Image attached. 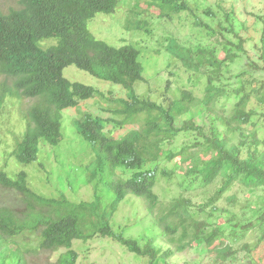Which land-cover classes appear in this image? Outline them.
Listing matches in <instances>:
<instances>
[{"label": "trees", "instance_id": "1", "mask_svg": "<svg viewBox=\"0 0 264 264\" xmlns=\"http://www.w3.org/2000/svg\"><path fill=\"white\" fill-rule=\"evenodd\" d=\"M15 1L17 7L0 10V74L10 80L0 86V108L7 97L26 103L25 129L12 152L18 163L37 160L41 145L59 144L63 109L103 95L91 85L67 79L63 75L65 67L74 65L98 79L118 84L126 96L110 98L113 114L121 119L104 120L85 113L77 123L80 136L95 151L96 174L104 172L105 185L114 195L109 205H104L98 195L80 201L63 193L57 198L44 197L29 187L26 171L19 170L11 177L0 169V186L15 190L22 198L14 207L0 202V264H31L32 253L61 249L64 251L56 259L43 264H77L79 254L74 243L99 238L120 244L145 264H168L167 258L174 252L197 245L204 246L212 264L228 261L233 250L222 223L212 224L197 216L208 207L217 209L216 203L234 185L264 190V28L259 47L252 46L259 48L258 57L251 59L244 48L248 39L235 34L232 27L222 30L234 34H213L220 38V54L216 47L193 49L169 40L167 51L189 75L185 82L182 80L178 98L164 96V104H158L139 97L134 88L137 81L144 80L140 50L130 43L111 45L88 28L96 13L114 12L120 0ZM151 8L156 9L157 17L170 21L182 12H192L183 0H149ZM219 9L233 26L230 21L234 10L224 5ZM147 23L143 16L136 17L126 21L125 28L148 31ZM229 35L236 41L228 39ZM241 58L244 66L235 76L243 78L224 79L226 62ZM170 74L175 72L170 70ZM201 80L203 92L197 96L194 88ZM169 87L167 79L165 90ZM230 99L233 103L227 109ZM107 120L119 129L126 124L130 129L116 136L107 130ZM179 135L185 139L178 149L165 147ZM161 159L173 162V168L159 169ZM176 168L188 185L198 182L202 188L216 181L219 185L204 202L179 195L164 204L154 191L157 174L170 178ZM118 170L131 174L125 176ZM181 187L192 190L182 183ZM129 195L144 201L146 213L170 248L162 251L153 238L140 243L125 236L124 230L132 223L114 227L113 217ZM228 199L236 204L233 197ZM234 217L235 213L230 221L234 222ZM260 219L264 221V211Z\"/></svg>", "mask_w": 264, "mask_h": 264}, {"label": "rangeland", "instance_id": "2", "mask_svg": "<svg viewBox=\"0 0 264 264\" xmlns=\"http://www.w3.org/2000/svg\"><path fill=\"white\" fill-rule=\"evenodd\" d=\"M183 1L190 6L192 12H182L171 21L157 17L155 8L149 10V0H120L114 12L96 13L88 22V28L96 38L115 46L130 43L140 50L139 61L143 68L144 80L137 81L134 88L139 97L158 104H164V96L171 99L178 98L182 80L185 79V82L189 75L172 53L167 51L169 40H175L182 46L193 49L199 46L216 47L220 54L222 51L220 42H218L220 38L213 34H234L222 30V27H232L235 34L248 39V42L244 43V48L250 55H246L247 58L258 57L257 49L259 48L252 46L259 47V36L264 28V0ZM134 4H136L135 8ZM17 5L15 0H0L2 11H7ZM220 5L234 10L230 21H233V26L225 20L223 12L219 9ZM142 16L148 22V31L125 28L126 21ZM205 26L209 28L206 29ZM228 37L233 42L236 41L233 35ZM243 66L242 58L232 63L226 62L223 68V78L237 81L241 76L236 77L235 74L242 70ZM170 70L174 71L175 75H171ZM63 75L70 81L91 85L103 95H94L89 99L80 100L73 107L63 109L61 111V141L57 146L41 145L38 159L28 164L18 163L12 155L25 129L23 110L26 103L7 97L0 108V169H4L11 177H15L19 170L26 171L29 187L44 197L57 198L63 193L74 201H80L91 200L98 195L104 205H109L114 195L105 185L104 172L96 174L98 170L95 165V151L80 136L77 123L85 113L104 120L107 118L121 119L113 114L114 103L110 98H125V90L118 84L98 79L74 65L65 67ZM178 75L182 78H178ZM167 79H170V87L166 91ZM6 83L9 84L10 80L0 74V86ZM203 86L204 81L201 80V83L194 88L197 96H201ZM232 103V99L227 101V109ZM252 105L256 104H250ZM112 124L113 122L108 120L105 123L107 130L110 129L116 136H121L130 129V126L125 127L127 124L123 125L122 129ZM261 132L262 129L259 134ZM181 135L167 143L165 147L168 146L173 151L178 149L185 139ZM158 165L159 169L173 168V162H166L163 159ZM178 170L180 169L176 168L170 178L157 174L154 191L160 202L164 204L179 195L191 197L196 202H204L219 185V181L202 188L198 182L188 185L186 180H182V172ZM118 173L125 176L131 174L127 170H118ZM190 178L187 176V181H190ZM181 183L182 186H187L192 190L181 187ZM229 197H233L236 204L232 205ZM21 200V196L15 190L0 186L1 204L14 207L19 206ZM216 206L217 209L214 210L208 207L197 218L206 219L212 224L222 223L221 229L233 250V255L224 264H264V221L260 219V214L264 211V190L245 189L234 185L223 194ZM146 212L144 201L134 195H129L121 202L113 217L114 227L119 228V226L132 223L133 225L124 230L125 236L135 238L140 243L148 237L153 238L155 245L162 251L170 248L161 236L159 228L153 224L152 217ZM234 213V222L243 223L235 225L230 221ZM74 250L79 254L77 264H145L143 259H139L108 238H99L83 244L76 242ZM62 251L64 250L34 252L31 264H43L47 259L53 261ZM249 258L253 262L252 260L248 262ZM212 262L203 245H197L182 252H174L167 258L168 264H212Z\"/></svg>", "mask_w": 264, "mask_h": 264}, {"label": "clouds", "instance_id": "3", "mask_svg": "<svg viewBox=\"0 0 264 264\" xmlns=\"http://www.w3.org/2000/svg\"><path fill=\"white\" fill-rule=\"evenodd\" d=\"M17 7V6H16ZM116 9V8H115Z\"/></svg>", "mask_w": 264, "mask_h": 264}]
</instances>
